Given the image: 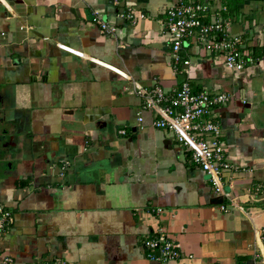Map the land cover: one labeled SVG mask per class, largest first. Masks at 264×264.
Listing matches in <instances>:
<instances>
[{"label":"crops","instance_id":"0c3cea01","mask_svg":"<svg viewBox=\"0 0 264 264\" xmlns=\"http://www.w3.org/2000/svg\"><path fill=\"white\" fill-rule=\"evenodd\" d=\"M192 1L212 14L233 0ZM241 1L226 35L254 61L236 72L194 39L174 66L165 21L179 0H0V206L13 214L0 245L13 264H154L143 242L161 231L180 251L168 264H264V0ZM187 78L235 95L214 110L243 169L225 195L128 93L136 81L173 94Z\"/></svg>","mask_w":264,"mask_h":264},{"label":"built area","instance_id":"2783aa9c","mask_svg":"<svg viewBox=\"0 0 264 264\" xmlns=\"http://www.w3.org/2000/svg\"><path fill=\"white\" fill-rule=\"evenodd\" d=\"M209 11L208 4L192 0L187 2L179 0L176 6L167 11L165 31L174 66L181 71L182 69L179 68L181 65L189 64L188 60L181 57L180 52L182 47L187 45V41L194 39L206 54L221 57L228 69L236 72L243 70L246 65L254 61V58L251 54L245 53L240 36L226 35L232 23L227 8L223 6L220 11L212 14ZM207 15L210 19L204 22ZM123 17L132 21L137 19L132 12H127ZM92 22L97 24L102 32L114 35L115 29L98 13L93 15ZM114 70L123 78L127 77L119 70ZM183 72L188 74L185 69ZM128 93L142 100L143 109L155 112L156 118L152 122V127L171 133L175 141L188 151L191 163L208 175L213 191L218 195H225L223 186L228 181L227 174H235L243 169L230 163L225 157V142L214 110L225 106L235 98V95L208 89L194 91L188 78L173 94L166 93L160 86L146 89L136 81L131 82ZM240 100L245 103V100ZM137 120L141 122L142 117L138 115ZM120 133L125 134L124 131ZM66 164H63L62 170ZM263 190L264 185L254 189L256 193ZM231 203L233 207L243 209L242 206ZM220 208L224 212L227 211L225 206ZM155 212L160 214L161 210L157 209ZM12 222L11 210L0 206V238ZM143 245L148 250L147 257L154 264H168L180 256L179 248L168 240L162 231L155 237L147 238ZM0 264H13L11 257L3 253L1 245Z\"/></svg>","mask_w":264,"mask_h":264},{"label":"trees","instance_id":"16d2710c","mask_svg":"<svg viewBox=\"0 0 264 264\" xmlns=\"http://www.w3.org/2000/svg\"><path fill=\"white\" fill-rule=\"evenodd\" d=\"M241 4H242L241 0H233V1L226 3L225 5H226L227 11H228V15L232 17L233 14L237 13L238 8ZM224 16H226V15H224Z\"/></svg>","mask_w":264,"mask_h":264},{"label":"water","instance_id":"95a60500","mask_svg":"<svg viewBox=\"0 0 264 264\" xmlns=\"http://www.w3.org/2000/svg\"><path fill=\"white\" fill-rule=\"evenodd\" d=\"M159 254V252H157V255Z\"/></svg>","mask_w":264,"mask_h":264}]
</instances>
